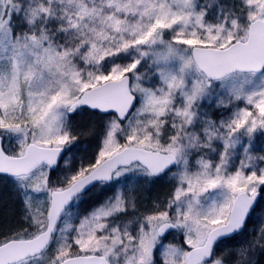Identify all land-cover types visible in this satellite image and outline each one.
<instances>
[{
    "label": "snow or ice",
    "instance_id": "6c2138e0",
    "mask_svg": "<svg viewBox=\"0 0 264 264\" xmlns=\"http://www.w3.org/2000/svg\"><path fill=\"white\" fill-rule=\"evenodd\" d=\"M0 186V264H264V0H0Z\"/></svg>",
    "mask_w": 264,
    "mask_h": 264
},
{
    "label": "rangeland",
    "instance_id": "374dc122",
    "mask_svg": "<svg viewBox=\"0 0 264 264\" xmlns=\"http://www.w3.org/2000/svg\"><path fill=\"white\" fill-rule=\"evenodd\" d=\"M101 121L98 116L93 115L92 112L86 113L81 112L72 118L73 128L80 134V140L84 144L90 145L89 155L92 154L93 150L97 147L98 133L100 130ZM0 222L6 220H11L13 217H17L21 205L13 197L10 191L3 186H0ZM171 188V184L166 180L159 181L155 185H148L141 183V185L136 190V197L138 206L143 209L144 206H150L151 203L157 198L163 199ZM88 205H82L81 209L87 208ZM177 243L182 244V238L173 233L167 237L165 243ZM185 247H187L185 245Z\"/></svg>",
    "mask_w": 264,
    "mask_h": 264
},
{
    "label": "trees",
    "instance_id": "16d2710c",
    "mask_svg": "<svg viewBox=\"0 0 264 264\" xmlns=\"http://www.w3.org/2000/svg\"><path fill=\"white\" fill-rule=\"evenodd\" d=\"M83 112H86V113H90L91 114V112L88 111V110H85ZM258 226H259L258 225V222H257V224L249 225V231L245 232L242 236L237 237L236 240L229 242V245H228L229 248H235V247H238L241 244H247L251 240H253L254 239V236L252 234V228L258 227Z\"/></svg>",
    "mask_w": 264,
    "mask_h": 264
}]
</instances>
